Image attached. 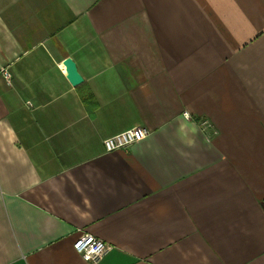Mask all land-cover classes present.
I'll return each instance as SVG.
<instances>
[{"label": "crops", "instance_id": "1", "mask_svg": "<svg viewBox=\"0 0 264 264\" xmlns=\"http://www.w3.org/2000/svg\"><path fill=\"white\" fill-rule=\"evenodd\" d=\"M82 233L98 264H264V0H0V264H93Z\"/></svg>", "mask_w": 264, "mask_h": 264}, {"label": "built area", "instance_id": "2", "mask_svg": "<svg viewBox=\"0 0 264 264\" xmlns=\"http://www.w3.org/2000/svg\"><path fill=\"white\" fill-rule=\"evenodd\" d=\"M4 76L11 84L9 75L4 72ZM149 134L150 130L147 127H133L106 138L104 146L108 152L126 149ZM73 247L84 260L93 264H98L112 248L111 244L90 233H82L74 242Z\"/></svg>", "mask_w": 264, "mask_h": 264}, {"label": "water", "instance_id": "3", "mask_svg": "<svg viewBox=\"0 0 264 264\" xmlns=\"http://www.w3.org/2000/svg\"><path fill=\"white\" fill-rule=\"evenodd\" d=\"M68 78L73 85H79L83 82V77L80 74L75 61L72 58H67L65 61Z\"/></svg>", "mask_w": 264, "mask_h": 264}, {"label": "trees", "instance_id": "4", "mask_svg": "<svg viewBox=\"0 0 264 264\" xmlns=\"http://www.w3.org/2000/svg\"><path fill=\"white\" fill-rule=\"evenodd\" d=\"M84 92H87V93H84ZM80 93L82 94L83 98L89 103V104H92L93 103V95L91 94V92L89 91H80ZM93 99V100H91Z\"/></svg>", "mask_w": 264, "mask_h": 264}, {"label": "rangeland", "instance_id": "5", "mask_svg": "<svg viewBox=\"0 0 264 264\" xmlns=\"http://www.w3.org/2000/svg\"><path fill=\"white\" fill-rule=\"evenodd\" d=\"M4 72L6 73V74H8L9 75V77H10V81H11V83H12V73H11V71L7 68V67H4L3 69H2V74H3V76H4ZM4 78H5V76H4ZM6 79V78H5ZM7 80V79H6ZM8 82V81H7ZM11 85V84H10ZM116 135V134H115ZM113 136V135H112ZM108 138V137H107Z\"/></svg>", "mask_w": 264, "mask_h": 264}]
</instances>
